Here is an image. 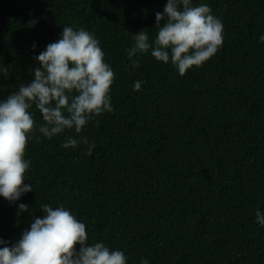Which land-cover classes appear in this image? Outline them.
Returning <instances> with one entry per match:
<instances>
[{
  "label": "trees",
  "instance_id": "obj_1",
  "mask_svg": "<svg viewBox=\"0 0 264 264\" xmlns=\"http://www.w3.org/2000/svg\"><path fill=\"white\" fill-rule=\"evenodd\" d=\"M0 264H264V0H0Z\"/></svg>",
  "mask_w": 264,
  "mask_h": 264
}]
</instances>
